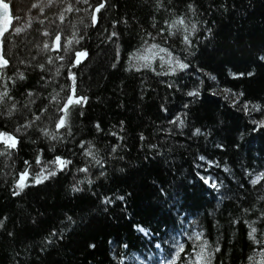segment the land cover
<instances>
[{"label":"trees","instance_id":"16d2710c","mask_svg":"<svg viewBox=\"0 0 264 264\" xmlns=\"http://www.w3.org/2000/svg\"><path fill=\"white\" fill-rule=\"evenodd\" d=\"M7 2L17 18L14 25L25 29L19 37L9 36L6 43L7 57L16 68V74L9 75L14 79H18L19 73L27 76V80L17 86L27 84L36 88L39 70L35 65L41 62L53 73L64 64L56 79L70 85L67 61L62 62L59 57L87 50V57L71 71L76 74L77 94L88 99L81 108L83 116L76 119L74 141L67 145L54 142L56 151L52 152L47 150V139L32 143L21 137L17 150L0 156V217H8L7 230L15 233V236H8L0 232V264H133L136 257L154 258L158 254L155 243L162 240L169 242L162 243L163 256L168 255L173 237L190 248L191 241L182 234V228L203 230L204 238L210 243L218 239L222 253L226 252L225 264H259L261 248L253 246L250 250L248 228L239 219L241 214H237L239 222L229 223L230 214L239 202L224 200L218 204V193L208 188L197 173L225 179L221 191L229 188L230 194L245 193L244 203L264 194L246 192L250 186L245 174V170H264V128L253 131L256 126L251 122L253 118H260V113L253 112L250 116L212 93L217 88L231 90V93L226 92L237 94L233 96L240 104L251 101L264 105V61L257 60L258 51L264 49V0H227L228 11H214L203 17L207 24L198 25V51L188 58L191 66L175 76L165 75L157 67L154 68L161 73L159 75L150 68L135 70L130 67L131 54L144 45L142 38L154 42L144 36V30L155 32L152 24H162L161 16L155 20L150 18L148 8L141 7L140 0H108V4L114 6L101 10L95 26L91 25L89 14L83 12L63 13L65 20L61 24L59 12L63 7L54 6L49 10L47 0ZM198 2L207 10L212 0ZM233 3L236 10L231 8ZM33 4L43 8V14L33 8ZM180 8L183 9V4ZM79 17L85 18L87 28L79 23ZM122 17L128 19L127 25L116 23ZM37 19L44 23L38 24ZM28 21H32L31 28L27 27ZM114 23L115 28L112 27ZM57 26L63 29L60 33L63 51H53V39L41 34ZM208 27L212 28L211 34L206 31ZM37 28L40 31H36ZM112 31L119 33L118 39H106ZM73 32L76 39L81 34L84 39L76 43ZM43 43H48L50 48L44 50ZM174 54L179 55L178 52ZM48 57L54 63L48 64ZM20 60L32 66L26 67ZM249 71H254L255 75H235ZM205 73H211L216 79H209ZM4 80L11 90V81L7 76ZM168 83L173 87L169 88ZM197 87L199 96L187 95ZM47 91L53 92V88ZM241 92L243 95H238ZM16 99L28 103L19 93ZM176 117L185 120L182 133L178 124L169 123ZM121 121H124L123 128ZM43 123L49 131H54L50 120L44 119ZM97 123L102 131H97ZM194 128H200L202 134L193 136ZM160 129H167L171 135L165 136ZM6 130L12 131L13 126L9 125ZM113 131L123 140L112 136ZM141 133L146 138L143 141ZM29 135L35 139L33 133ZM80 140L95 144L98 157H104L105 150L116 144L118 152L115 155L122 159H109L105 165L106 177L95 175L99 167L94 163L89 173L78 172L76 168L83 167L87 159L78 154L80 149L75 141ZM151 145H158V148L154 151ZM41 148L45 149L42 165H37L35 157ZM69 149L77 154L73 155ZM57 154L71 159L73 164L43 183L24 188L19 196H12L11 189L25 167L24 160L30 161L34 178L42 166L56 167L47 162ZM201 155L206 157L205 161L199 160ZM207 160L218 163L219 167L214 164L206 173ZM199 164L204 167L198 168ZM225 167L236 174L235 180L223 171ZM88 179L93 181L91 186ZM80 180L84 182L78 183ZM241 181L245 183L244 189L238 188ZM74 185L82 191L73 192ZM122 195L125 199H118ZM106 197L112 201L108 205L103 203ZM68 217L75 224H69L65 238L48 252H41V241L53 229L62 228V222H67ZM194 220L202 228L190 227ZM137 225L150 227L160 235L144 237ZM90 244H95V248L89 247ZM124 244L129 248L125 249ZM249 255L254 261L247 260ZM216 256L213 264H219L221 254Z\"/></svg>","mask_w":264,"mask_h":264},{"label":"snow or ice","instance_id":"6c2138e0","mask_svg":"<svg viewBox=\"0 0 264 264\" xmlns=\"http://www.w3.org/2000/svg\"><path fill=\"white\" fill-rule=\"evenodd\" d=\"M183 4V9L180 8V5ZM47 8L51 10L54 6L63 7V11L59 12V19L61 24L64 23L65 17L63 13H87L90 16V22L92 26H95L98 23V14L101 13V10H107L108 7L114 6L109 5L108 0H68L65 3V0H47ZM140 6L146 7L149 10V16L151 19L155 20L157 16H161L162 24L158 26L157 23L152 24V28L156 29L155 32L144 30V36L148 37L153 43L149 44V40L142 38V43L148 45L144 48L143 53H140L138 49L137 59L145 61L143 67L149 68L152 63L157 59L158 53H166L167 56V69L163 74H171L175 76L178 71L187 70L191 66V60L188 58L190 56H195L198 51L197 40L199 39L198 33L200 29L198 28L199 24H207V20L203 17L211 15L215 12H226L229 9V4L227 0H220L218 3L217 0H212L207 6V10L203 9V6L199 4L198 0H140ZM33 8H38L40 13L43 14V8L37 4H33ZM233 10H236V5L233 3L231 5ZM0 83L3 84V91L0 92V156H8L12 150H17L18 145L20 144L21 137H24L28 140H31L32 143H37L42 139L48 140V151H56V143H67L74 141L76 127V119L83 116L81 108L87 102V97L82 94H77L76 87V74L71 71V69L81 63V61L87 57V50L75 51L72 56L65 57L61 55L59 60L64 62L67 61V79L71 81V84H62L56 79L57 76L61 75L60 67H64V64H61L57 67L55 73L51 69L45 68V63H37L35 68L39 70L37 87L32 88L27 84H20L27 80V76L24 73L18 74V79H14L13 75L9 73L16 74V68L11 64L10 59L7 57L6 43L8 42V37L15 34L16 37H19L25 29L23 27H17L14 25L13 21L17 19L11 13V5L7 0H0ZM79 23L85 24V18L79 17ZM135 19V16H133ZM128 19L122 17L116 23L128 24ZM38 24H43L44 21L37 19ZM116 23L112 25L115 28ZM27 27H32V21L27 22ZM75 27V25H73ZM88 25L85 24V28ZM36 31H40L39 28ZM62 28L59 26L52 29V31L44 30L41 34L45 37H51L55 47L53 51H63L64 46L62 43L61 32ZM107 31V29L105 30ZM206 31L211 34L212 28L208 27ZM113 37L119 38V33L117 31H112L106 39L111 40ZM73 38L76 39V33L73 32ZM84 39V35L81 34L76 43H79L80 40ZM69 44L72 43L71 40L68 41ZM161 44L165 45L164 47ZM42 47L44 50H48L50 45L48 43H43ZM179 53L175 55L174 53ZM119 55V52H117ZM74 57V58H73ZM33 59L35 57L33 56ZM161 63V68H164L165 57H159ZM257 60L264 61V49H260L257 53ZM20 63L25 64L26 67H31L30 63H27L25 60H20ZM47 63H54L51 57L47 58ZM115 67V64H113ZM140 70V69H137ZM153 71H157L155 68H152ZM203 71V69H201ZM161 74L157 71V75ZM209 79L215 80L216 77L211 73H205ZM235 75L249 77L255 75L254 71H249L247 73H237ZM7 76V80L11 81L13 88L10 90L8 83L5 82L4 78ZM203 80H201V84ZM169 88L173 87L172 83H168ZM53 88V92H48L47 89ZM58 89V90H57ZM231 93V90H226ZM65 93L63 96L60 93ZM25 96L28 99V103H20L16 99V94ZM199 88L197 87L193 91H189L187 95L197 97L199 96ZM232 95H237L232 93ZM238 95H243L239 93ZM228 97L225 96V99ZM233 106L239 103L238 100L232 101ZM54 105V107H53ZM251 105V107H250ZM185 108L188 107L187 104L184 105ZM161 108L167 112V108L161 105ZM242 111L246 112L251 116L253 112L260 113V118H253L251 122L254 127L252 130L256 131L259 128H264V105L254 104L251 101H245L242 104ZM185 115H187L185 113ZM44 119L50 120L54 126V131H49L43 123ZM169 123L173 125H179V131L182 133L185 125V120L179 117L170 120ZM9 125L13 126L12 131L6 130ZM121 128H123L124 121L120 122ZM97 131H102L100 124L95 125ZM63 130V131H61ZM177 129H173L176 131ZM164 132L165 136L171 135L167 129H160ZM15 133H19L20 136ZM35 135L33 139L32 135ZM112 136L116 137L118 140H123V137L118 134V132L113 131L110 133ZM202 134L200 128H194L192 130L193 136H199ZM141 141L145 140L143 133L140 134ZM75 145L80 149L79 155L86 157L83 167H77L76 171L89 173L90 166L94 163L95 166L99 167V170L95 173L97 177H106L107 171L105 165L109 159L119 158L115 155L118 152L116 144H113L110 148L105 150L104 157H98L96 151V145L92 144L86 140L75 141ZM218 147H223V145H217ZM151 148L155 151L158 148V145H151ZM45 149H39L35 157V163L37 165H42V157ZM73 151V155L77 153ZM200 161H205L206 157L201 155L199 157ZM25 167L18 174V177L15 178V187L11 189L12 196H19L20 192L24 188L29 187L31 184H40L43 183L45 179L54 177L58 172H63L70 165L73 164L71 159L65 158L63 155L57 154L47 163L51 165H56L55 168H45L41 167L40 171L33 174L30 171L31 164L29 160H24ZM208 167L204 169L207 173L208 169L211 168L214 164L216 167H219V164L207 160ZM197 167H204L203 164L197 165ZM224 172L228 173L229 176L235 180L236 174L229 168L225 167ZM43 174V175H42ZM247 177V184L250 186L246 192H257L264 193V170L253 169L251 172L245 170ZM200 180L207 185L214 192L218 193V204L224 200H230L237 203V206L233 213L230 214L229 223L239 222L237 219V214H241L239 219H242L248 228L247 236L251 241L249 248L253 246H259L261 251L259 253L261 259L259 264H264V194L257 195L256 199L244 203L246 199L245 193H240L239 195L230 194L231 189L225 188L224 191H221V188L225 186V179H220L219 177H213L211 174L204 175L197 173ZM83 180H80L78 183H83ZM88 184L91 186L93 181L88 179ZM239 189L245 188V183L243 181L238 183ZM73 192L82 191L78 185H74L72 188ZM163 191V189H161ZM130 195V193L128 194ZM118 199L124 200L125 197L119 196ZM112 201L109 198H105L103 203L108 205ZM259 202V206H257ZM105 210H107L105 208ZM7 220L8 217H0V232H6L8 236H15L14 232L7 230ZM63 227L60 229H53L48 236H46L40 243V251L48 252L52 247H55L60 241L65 238V234L70 230L69 224H75V221L71 217L67 218V222H62ZM175 224V221H173ZM190 227H201L198 225L197 221H192ZM138 232L142 233L146 237L159 236L160 233L151 229L150 227L144 225L136 226ZM182 234L187 236V240L191 241L190 248H186V244L182 243L172 238V242L168 249V255L162 256L157 264H213V261L217 258L216 254L220 253L221 257L219 259V264H225V255L226 252L222 253L220 242L217 239L216 241L209 242L208 239L204 238V231H188L187 229H181ZM162 243H169L167 240H162L155 243V248L160 249L163 252ZM95 244H90L89 247L95 248ZM125 249L129 248V245L124 244ZM248 261H254V257L249 255L247 257Z\"/></svg>","mask_w":264,"mask_h":264},{"label":"rangeland","instance_id":"374dc122","mask_svg":"<svg viewBox=\"0 0 264 264\" xmlns=\"http://www.w3.org/2000/svg\"><path fill=\"white\" fill-rule=\"evenodd\" d=\"M146 47H148V45H144L142 48H140V53H143V50H144V48H146ZM140 53H138V51H135L134 53H132L131 54V56H130V62H129V64H130V67L131 68H133V69H135V70H137V69H140V70H142V69H146V67H143V65H144V63H145V61H143V60H140V59H137V56L140 54ZM160 56H164L165 57V62H163L164 63V68H161V61H160V59H159V57ZM166 61H167V56H166V53H158V56H157V59L152 63V65H151V67H149L150 69H152V68H154V67H157L158 69H159V71L161 72V73H164V71L167 69V63H166ZM178 72H180V71H178ZM177 72V73H178ZM213 95H215V96H217V97H222V98H224L225 99V96H227L228 98L227 99H225L226 101H229V102H231L232 103V101L233 100H238L239 101V99L237 98V97H235V96H233V95H229L225 90H223V89H219V88H217V89H215L213 92ZM233 104V103H232ZM235 106H237V107H239V109H241L242 108V104H240V103H237ZM159 256H158V259H157V261L159 260ZM148 260H144V259H140V258H135V260H134V263L133 264H147L148 262H147ZM149 264V263H148Z\"/></svg>","mask_w":264,"mask_h":264},{"label":"bare ground","instance_id":"6f19581e","mask_svg":"<svg viewBox=\"0 0 264 264\" xmlns=\"http://www.w3.org/2000/svg\"><path fill=\"white\" fill-rule=\"evenodd\" d=\"M149 44H150V43H149ZM144 45H145V44H144ZM144 45H143V46H144ZM143 46H142V47H143ZM142 47H141V48H142ZM156 256H157V255H156ZM156 256H154V258H149V259H147V260H148L147 262H148L149 264H152V263L156 262L157 259H158V257H156ZM161 256H163V254H161ZM148 263H147V264H148Z\"/></svg>","mask_w":264,"mask_h":264},{"label":"water","instance_id":"95a60500","mask_svg":"<svg viewBox=\"0 0 264 264\" xmlns=\"http://www.w3.org/2000/svg\"><path fill=\"white\" fill-rule=\"evenodd\" d=\"M0 12H2V9H0Z\"/></svg>","mask_w":264,"mask_h":264}]
</instances>
